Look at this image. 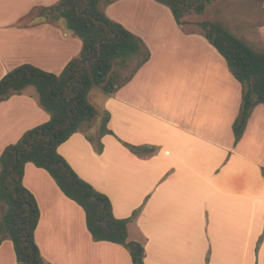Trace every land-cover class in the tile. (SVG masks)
I'll list each match as a JSON object with an SVG mask.
<instances>
[{"label": "crops", "instance_id": "crops-1", "mask_svg": "<svg viewBox=\"0 0 264 264\" xmlns=\"http://www.w3.org/2000/svg\"><path fill=\"white\" fill-rule=\"evenodd\" d=\"M57 1L0 0V79L21 64L58 75L79 55L80 40L61 21L31 22L33 9ZM106 15L142 39L150 58L114 94L102 93V108L89 94L110 114L112 135L100 139V153L83 133L58 153L108 197L117 219L139 211L128 240L143 246L144 264H264V105L253 108L235 145L242 88L216 50L184 34L153 0H117ZM255 31L262 51L264 25ZM27 90L0 103V154L49 120ZM98 122L89 131L96 139ZM124 144L154 152L134 154ZM23 185L39 207L34 238L46 263L132 264L122 246L92 240L82 209L45 171L27 164ZM0 264H15L8 240L0 245Z\"/></svg>", "mask_w": 264, "mask_h": 264}, {"label": "trees", "instance_id": "trees-1", "mask_svg": "<svg viewBox=\"0 0 264 264\" xmlns=\"http://www.w3.org/2000/svg\"><path fill=\"white\" fill-rule=\"evenodd\" d=\"M115 1L59 0L33 9L29 17L34 26L63 21L66 32L80 40V53L58 75L31 64H21L0 79V103L33 88L38 106L49 117L47 122L24 132L0 154V204L4 206L0 217V245L5 240L12 243L15 264H48L35 243L40 211L36 199L23 185L27 164L45 171L60 192L82 209L93 241L120 245L128 252L132 264H144L143 246L128 240V224L139 211L126 219H117L108 197L80 178L58 153V147L76 133H83L88 142L97 143L100 153V139L112 135L108 128L110 114L100 112L90 102L91 90L100 88L106 96L114 94L150 58L142 39L106 15V8ZM153 1L170 11L184 34L204 38L240 83L241 105L232 124L236 145L253 108L264 105V50L252 48L218 21L200 19L215 3L230 0ZM133 58L136 62L127 75L121 80L114 76L116 65L126 69ZM96 122L99 123L97 139L89 134ZM124 146L138 155L154 152V148ZM263 238L264 232L260 243Z\"/></svg>", "mask_w": 264, "mask_h": 264}, {"label": "rangeland", "instance_id": "rangeland-1", "mask_svg": "<svg viewBox=\"0 0 264 264\" xmlns=\"http://www.w3.org/2000/svg\"><path fill=\"white\" fill-rule=\"evenodd\" d=\"M144 7L146 8V5ZM200 19H210L222 23V25L228 28L237 38L246 42L252 48L260 50L259 45L257 44L255 30L257 26L261 27L264 25V0H230L218 2L211 6ZM60 23L62 25L64 24L63 21ZM3 38H6L5 34H3ZM40 45L41 43L36 42V46ZM135 62L136 58H133L129 63V67L126 69L116 65L113 68L114 76H119V80H121L123 76L128 74ZM171 88L174 89V86ZM27 93L34 96L36 95L33 88L28 89ZM90 99L91 102L99 108H102L106 101L105 96L100 92V88H94L91 91ZM96 128L94 127V136L97 132ZM125 164V161L120 162V165L122 166ZM40 172L46 175L44 172Z\"/></svg>", "mask_w": 264, "mask_h": 264}, {"label": "bare ground", "instance_id": "bare-ground-1", "mask_svg": "<svg viewBox=\"0 0 264 264\" xmlns=\"http://www.w3.org/2000/svg\"><path fill=\"white\" fill-rule=\"evenodd\" d=\"M181 98V97H180Z\"/></svg>", "mask_w": 264, "mask_h": 264}]
</instances>
